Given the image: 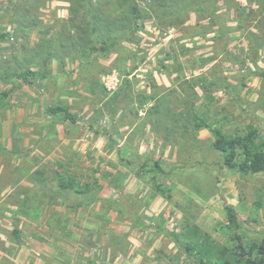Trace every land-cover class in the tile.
Masks as SVG:
<instances>
[{
	"label": "rangeland",
	"instance_id": "374dc122",
	"mask_svg": "<svg viewBox=\"0 0 264 264\" xmlns=\"http://www.w3.org/2000/svg\"><path fill=\"white\" fill-rule=\"evenodd\" d=\"M118 1L93 2L116 19ZM135 2L134 38L95 56L75 0H0V70L49 72L9 106L0 81V264H203L185 248L186 224L228 249L264 241V174L223 167L211 133L192 129L196 115L227 134L256 128L264 144V78L249 57L257 48L264 68V22L247 19L248 0H221L224 43L204 16L161 24L152 0ZM52 104L77 124L47 114ZM143 161L160 164L170 199L154 194L152 173L137 176Z\"/></svg>",
	"mask_w": 264,
	"mask_h": 264
},
{
	"label": "trees",
	"instance_id": "16d2710c",
	"mask_svg": "<svg viewBox=\"0 0 264 264\" xmlns=\"http://www.w3.org/2000/svg\"><path fill=\"white\" fill-rule=\"evenodd\" d=\"M79 8L86 9L83 21L87 23V31L89 35L90 52L89 55H102L110 51L111 48L119 43L131 41L134 38L136 31L139 29L137 25L140 19L141 9L136 5L135 0H119L118 4L122 7L127 6V10L116 17L111 18L107 11L94 0H75ZM221 0H152V6H156L155 16L160 23H168L172 26H181L185 22V18L189 15L196 14L204 16L211 24L217 28L220 36L216 38L219 42H224L228 37L230 29L219 17V2ZM108 3V2H107ZM252 5L247 10V19L264 22V0H248ZM105 6H107L105 4ZM252 19H251V18ZM119 23V25H118ZM85 30H80L79 34H85ZM264 29L262 30V32ZM249 57L256 74L260 78H264V68H260L258 64L257 48L249 50ZM51 59L49 55L43 60L44 64ZM58 62L63 65V59ZM231 62L239 63L238 60L231 59ZM42 79H45L49 72L41 70L38 72ZM29 69L7 73L0 70V81L4 89L1 93L2 100H6V106L21 100H27L29 97L24 95L22 89H30L34 85L33 77L38 75ZM19 83L18 92H7L5 87L13 86V82ZM22 97H21V95ZM36 103L37 99H32ZM47 114L56 115L62 113L64 120L70 124H77L75 119L69 114L66 106L58 104L49 105L46 109ZM192 129L194 133L200 129L208 130L213 136V149L219 153L222 158V166L229 170H236L243 175H254L258 173L264 174V144L259 140V132L256 128H248L243 135L227 134L219 125L208 121L205 117L194 115L192 118ZM130 165V161L128 162ZM138 175L144 178L147 174L152 173L150 183L155 195H160L165 199H170L168 190L164 184L157 181L156 175L164 174L163 169L157 161L149 164L148 161H143L139 167ZM59 184L61 188H66L70 183H64L60 178ZM116 185V184H114ZM71 187V186H70ZM72 188V187H71ZM116 188V187H114ZM75 192L80 193L78 189L73 187ZM104 202L112 209L121 213L122 211L117 204L105 199ZM261 204H257L259 207ZM224 210L230 228L235 230L241 228V219L237 210L232 204H225ZM185 248L190 254H196L198 260L203 264H264V241L260 244H253L245 247L241 239L236 237L238 244L233 249L221 245L210 239V237L201 232L198 227L193 225H185L184 228Z\"/></svg>",
	"mask_w": 264,
	"mask_h": 264
},
{
	"label": "crops",
	"instance_id": "0c3cea01",
	"mask_svg": "<svg viewBox=\"0 0 264 264\" xmlns=\"http://www.w3.org/2000/svg\"><path fill=\"white\" fill-rule=\"evenodd\" d=\"M38 188V187H37Z\"/></svg>",
	"mask_w": 264,
	"mask_h": 264
}]
</instances>
